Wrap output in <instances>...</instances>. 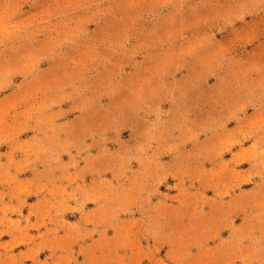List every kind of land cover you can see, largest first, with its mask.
Listing matches in <instances>:
<instances>
[{"label": "rangeland", "instance_id": "obj_1", "mask_svg": "<svg viewBox=\"0 0 264 264\" xmlns=\"http://www.w3.org/2000/svg\"><path fill=\"white\" fill-rule=\"evenodd\" d=\"M0 264H264V0H0Z\"/></svg>", "mask_w": 264, "mask_h": 264}]
</instances>
